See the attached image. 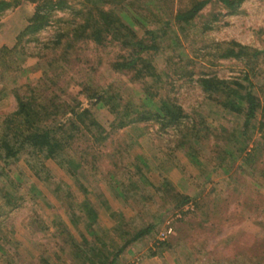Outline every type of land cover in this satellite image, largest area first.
<instances>
[{
	"label": "rangeland",
	"instance_id": "1",
	"mask_svg": "<svg viewBox=\"0 0 264 264\" xmlns=\"http://www.w3.org/2000/svg\"><path fill=\"white\" fill-rule=\"evenodd\" d=\"M103 1L106 11L141 18L135 33L151 48L136 70L114 69L124 52L118 41L56 43L77 25L74 8L85 0H69L71 8L25 36L40 2L0 16V138L17 109L15 93L92 113L85 122L63 118L80 131L62 133L67 143L57 158L31 148L6 158L0 149V264H83L93 252L111 259L149 225L115 264H264V0L235 9L213 1L190 23L170 25L162 15L173 18L191 0H133L129 8L131 0ZM240 46L246 54H226ZM246 74L262 110L245 136L244 116L224 109L201 79L244 81ZM161 99L184 110L180 126L136 120ZM193 127L201 130L196 140L187 134ZM85 203L98 213L94 233Z\"/></svg>",
	"mask_w": 264,
	"mask_h": 264
},
{
	"label": "trees",
	"instance_id": "2",
	"mask_svg": "<svg viewBox=\"0 0 264 264\" xmlns=\"http://www.w3.org/2000/svg\"><path fill=\"white\" fill-rule=\"evenodd\" d=\"M23 1L28 0H0V16L8 9L18 7ZM29 1H37L40 3L33 16L29 19V23L22 33L23 36L35 33L49 24L57 9L64 10L67 7L71 8L69 7V0ZM85 1V6L74 8V17L77 20V25L65 32H59L56 43H61L65 38L69 46L86 38L93 39L99 44L109 43V41H118L124 48V52L113 64L114 69L119 71L136 70L138 64L145 61L144 54L151 48L144 37H138L135 33V28L138 26L136 23H138L137 21H141V18H139L140 16H138L139 14L137 15L135 12L131 17L129 13L124 11L120 16L119 14L104 10L100 6L101 1L104 2L103 0ZM213 1L219 2L227 8L235 9L245 0H191L188 6L176 10L173 18L167 15H162V17L166 19V25L175 22L187 24L195 20L201 11ZM124 5L129 8L134 5V2L131 0ZM150 14H153V11L150 10ZM124 20L129 24L127 25ZM122 26L131 37L123 32ZM148 33L151 36L155 34L151 31H148ZM244 49L245 48L241 46L239 48H230L226 54L228 56L246 54ZM260 53L261 51L256 50L253 55L257 57ZM146 64L150 65L148 62ZM1 77H3V71L0 69V79ZM201 83L203 90L207 92L209 96L215 97L213 99L217 100L224 109L244 116V129L242 133L246 136L253 121L257 118L258 111L260 109L262 110L261 101L253 90L254 85L250 77L246 74L244 81H219L213 78H202ZM33 90L35 89H32V91ZM15 94L17 109L8 118V129L3 132L0 138V149L4 152V154H1L2 157H17L18 154L25 149L31 148L35 153H44L46 157L57 158L64 154V143H67V139H65L62 133H66L69 137L72 130L68 126H71L74 131L76 130L75 133L80 131V128L75 124L74 118H69L67 121H64L63 118L68 113H71L75 117L77 116L79 120H83V122L89 120L90 116L92 117V113L89 109H85L79 113L76 111L75 107L60 109L61 105H56L55 101H44L40 97H37L35 93L33 96L28 97L21 96L18 93ZM153 105L156 110L154 113H149L148 115L143 114L136 120H149L151 117H156L162 120L161 126L166 128L171 125L180 126L184 121L183 119L187 117L184 110L170 100L165 101L161 99L160 102L156 103L153 101ZM113 108H116V106L114 105ZM51 118L56 121V124L47 125L44 123L45 120ZM89 122L96 124L95 120H90ZM122 122L125 124V121ZM262 126H264V122ZM86 130L90 134H94V131L90 129V127H86ZM200 132L201 130L199 128L193 127L187 134H191L189 136L194 137L193 140H196L198 136H200ZM64 140L66 141L64 142ZM187 142L190 144V139L186 138V140L182 141L183 144H187ZM196 142L197 141L194 143ZM191 148L195 149V146L192 145ZM245 148V145H243L239 150L244 152ZM193 157H195L194 154ZM188 200L189 198H184L182 202ZM84 212L88 219L87 231L94 233L93 228L98 219V213L93 206L87 203H85ZM153 229L154 227L152 225L139 229L131 238L126 240L114 254L113 258L109 259L108 257L104 258L100 256L98 260L95 258V252H93V255L87 253L84 257L83 264H115L119 254L123 252L129 244L150 233Z\"/></svg>",
	"mask_w": 264,
	"mask_h": 264
},
{
	"label": "built area",
	"instance_id": "3",
	"mask_svg": "<svg viewBox=\"0 0 264 264\" xmlns=\"http://www.w3.org/2000/svg\"><path fill=\"white\" fill-rule=\"evenodd\" d=\"M171 230V229H170Z\"/></svg>",
	"mask_w": 264,
	"mask_h": 264
}]
</instances>
